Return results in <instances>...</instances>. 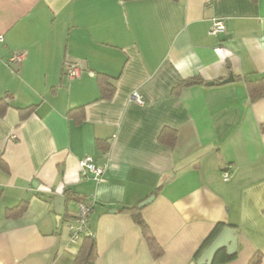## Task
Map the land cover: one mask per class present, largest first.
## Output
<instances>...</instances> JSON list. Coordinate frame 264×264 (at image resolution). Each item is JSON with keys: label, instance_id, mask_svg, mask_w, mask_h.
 <instances>
[{"label": "crops", "instance_id": "crops-1", "mask_svg": "<svg viewBox=\"0 0 264 264\" xmlns=\"http://www.w3.org/2000/svg\"><path fill=\"white\" fill-rule=\"evenodd\" d=\"M213 20L225 33L208 34ZM0 35V264H73L75 204L59 222L53 205L65 190L94 202V264H190L217 224L238 235L229 264L255 253L264 264V97L251 102L246 85L264 77V0H0ZM16 51L22 63L8 66ZM99 74L112 78L111 99H98ZM195 77L205 84L173 90ZM80 106L75 124L67 113ZM85 156L106 163L102 182L81 178ZM152 196L141 216L159 258L120 211Z\"/></svg>", "mask_w": 264, "mask_h": 264}, {"label": "trees", "instance_id": "trees-1", "mask_svg": "<svg viewBox=\"0 0 264 264\" xmlns=\"http://www.w3.org/2000/svg\"><path fill=\"white\" fill-rule=\"evenodd\" d=\"M96 79L99 88L98 99L99 100L111 99L115 93V87L110 83V80L112 78L104 74H99ZM202 84H205V82L202 79L196 77L190 78L176 83L173 90L177 91L182 88L191 87L194 85H202ZM246 85L251 102H256L264 97V77L254 81L247 80ZM8 107L9 104L4 99H0V116L4 115ZM35 108L36 106H30V107L18 109L20 119L24 120L26 117H28L30 114H32L35 111ZM67 116L69 119H72V121L75 124H80L84 120V106H80L69 110ZM167 131H169V129L167 128H164L162 130V132L159 135L160 141L166 142L164 139L166 137ZM168 136L170 135L168 134ZM173 142H174V137L172 138L171 142H167V143L168 145L171 146L173 145ZM97 146L102 151L108 150L107 143L105 142H98ZM0 169L3 171H8V167L1 157H0ZM64 200H65V208L67 209V204L69 202L75 203L78 200H86V199L77 198L74 196L73 193H70L68 192V190H65ZM27 205H28V201L26 200L20 201L14 207L6 209L5 217L16 218L20 216L25 211ZM143 208H139L138 206L122 207L120 211L122 213H129L132 216L135 224L140 228V231L144 239L146 240L147 246L150 252L152 253V256L154 258H159L160 256H162L163 250L156 241V239L154 238V236L152 235L149 226L146 224V222L141 216V212ZM69 220L70 221L72 220V222H74L75 215L71 216ZM222 228H223L222 224L215 225L209 236L204 240L200 248L195 253L194 261L199 258L202 252L213 241V239L218 235V233ZM236 257H237L236 252L227 253L225 249H222L216 254L211 264H229ZM96 258H97V246L94 236L91 233L82 236L79 242L78 251L73 259V264H94ZM261 259H262V254L255 253L247 264H260Z\"/></svg>", "mask_w": 264, "mask_h": 264}, {"label": "built area", "instance_id": "built-area-1", "mask_svg": "<svg viewBox=\"0 0 264 264\" xmlns=\"http://www.w3.org/2000/svg\"><path fill=\"white\" fill-rule=\"evenodd\" d=\"M223 33H225V26L223 22L221 20H213L208 34L210 36H217ZM2 42H3V37L0 35V43ZM24 57L25 54L22 51L13 52L9 57L7 64L8 66L20 65ZM64 69H65V74L68 76L70 80L78 78L82 72L81 68L75 64H66ZM130 98L137 105L142 106L145 103L142 96H140L136 92L132 93ZM104 157L106 158V154H104ZM78 165L80 169L81 178L87 179L89 176H91L92 179L97 182L103 181V176L106 172V167H107L106 163H103L101 166H97L91 157L85 156L79 160ZM221 177L223 181H228L230 178V172L228 170H225L224 172H222ZM74 204H75L76 213H75L74 222L71 223L69 226L70 242L72 244H77L80 242L82 236L86 234H90L89 217L94 202L86 199V200H78Z\"/></svg>", "mask_w": 264, "mask_h": 264}, {"label": "water", "instance_id": "water-1", "mask_svg": "<svg viewBox=\"0 0 264 264\" xmlns=\"http://www.w3.org/2000/svg\"><path fill=\"white\" fill-rule=\"evenodd\" d=\"M233 81V76L230 75L223 83H229ZM213 84V82H211ZM153 200V196L143 201L138 205L139 208H143L150 204ZM64 198L62 196H55L53 199L54 213L56 221L59 222L64 209ZM238 235L234 228L231 226H224L213 241L206 247L199 258L190 264H211L216 254L225 249L227 253H234L237 249Z\"/></svg>", "mask_w": 264, "mask_h": 264}]
</instances>
